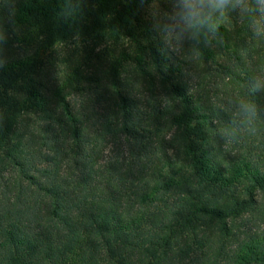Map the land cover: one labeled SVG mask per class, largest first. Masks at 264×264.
Instances as JSON below:
<instances>
[{
	"label": "trees",
	"instance_id": "obj_1",
	"mask_svg": "<svg viewBox=\"0 0 264 264\" xmlns=\"http://www.w3.org/2000/svg\"><path fill=\"white\" fill-rule=\"evenodd\" d=\"M60 7H0V264H264V111L221 136L264 41L233 16L169 57L164 0Z\"/></svg>",
	"mask_w": 264,
	"mask_h": 264
},
{
	"label": "clouds",
	"instance_id": "obj_2",
	"mask_svg": "<svg viewBox=\"0 0 264 264\" xmlns=\"http://www.w3.org/2000/svg\"><path fill=\"white\" fill-rule=\"evenodd\" d=\"M170 5L154 16V30L159 34L163 47L161 55L169 56L176 47L188 43L193 52H201L199 47L213 46L214 42L222 43L221 29L233 17L246 22L247 29L255 40L264 41V0H164ZM84 0H60L59 16L65 22H74L82 15ZM141 8L148 6L152 13L153 0H138ZM14 0H0V7L9 11L8 24L14 27L15 19L12 7ZM9 34L0 22V57L5 56V46ZM4 61L0 59V69ZM264 92V71L253 75L248 82L246 98L235 100V116L225 125L221 136L226 141H235L237 132L254 135L258 131V121L262 108L257 102L256 94Z\"/></svg>",
	"mask_w": 264,
	"mask_h": 264
},
{
	"label": "rangeland",
	"instance_id": "obj_3",
	"mask_svg": "<svg viewBox=\"0 0 264 264\" xmlns=\"http://www.w3.org/2000/svg\"><path fill=\"white\" fill-rule=\"evenodd\" d=\"M80 46H81V45H80ZM177 48H180V45L176 47V51H179V50H177Z\"/></svg>",
	"mask_w": 264,
	"mask_h": 264
}]
</instances>
